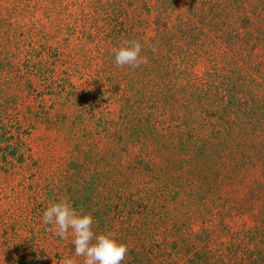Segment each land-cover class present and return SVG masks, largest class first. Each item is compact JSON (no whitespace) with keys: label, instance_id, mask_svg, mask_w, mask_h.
Here are the masks:
<instances>
[{"label":"trees","instance_id":"obj_1","mask_svg":"<svg viewBox=\"0 0 264 264\" xmlns=\"http://www.w3.org/2000/svg\"><path fill=\"white\" fill-rule=\"evenodd\" d=\"M263 23L264 0H0L14 261L264 264Z\"/></svg>","mask_w":264,"mask_h":264},{"label":"rangeland","instance_id":"obj_2","mask_svg":"<svg viewBox=\"0 0 264 264\" xmlns=\"http://www.w3.org/2000/svg\"><path fill=\"white\" fill-rule=\"evenodd\" d=\"M179 5L184 7L186 6L190 0H177ZM255 4V3H253ZM257 5V4H256ZM258 8H261V3L258 4ZM264 25V23H263ZM262 25V28H263ZM261 28V29H262ZM8 204L12 205L11 200L7 199L4 197L3 194L0 193V207H4L5 209L8 208ZM257 210H259L258 208L254 209V211H250L247 214L241 215V216H236V220L234 222L235 226H240L242 224H246V225H255V223L257 224L259 222V217H256L255 214H257V216L259 215L257 213ZM11 224L12 221L10 220ZM14 229H16L15 223L12 224ZM39 227V226H38ZM40 228V227H39ZM2 238H1V242H0V264H18L17 261H14V257L15 254L13 253V248H9V246L7 244H4V240L6 237H8L10 235V232L8 234L6 233H2ZM17 235V234H15ZM13 236V235H12ZM15 241H18V238L15 239ZM22 243V241H20ZM12 247V245H11ZM53 262H57V259L54 258ZM59 264V262H57ZM49 264H53L52 262H49Z\"/></svg>","mask_w":264,"mask_h":264}]
</instances>
